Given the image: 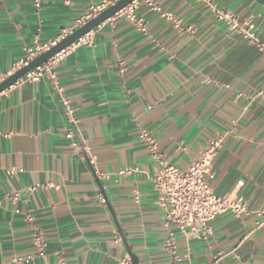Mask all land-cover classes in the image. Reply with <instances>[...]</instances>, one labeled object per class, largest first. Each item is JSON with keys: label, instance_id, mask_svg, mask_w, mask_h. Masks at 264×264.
<instances>
[{"label": "crops", "instance_id": "1", "mask_svg": "<svg viewBox=\"0 0 264 264\" xmlns=\"http://www.w3.org/2000/svg\"><path fill=\"white\" fill-rule=\"evenodd\" d=\"M153 1L180 28L138 1L134 13L145 31L123 12L92 30L54 68L61 94L47 75L0 94V264H118L126 256L132 264H264L256 214L264 207V59L205 4ZM212 1L248 19L264 42L262 5ZM87 6L0 0V82L29 50L71 30ZM234 120L207 181L216 196H243L250 213L217 216L207 240L177 235L171 255L151 181L161 164L137 131L146 128L164 163L183 170Z\"/></svg>", "mask_w": 264, "mask_h": 264}, {"label": "built area", "instance_id": "2", "mask_svg": "<svg viewBox=\"0 0 264 264\" xmlns=\"http://www.w3.org/2000/svg\"><path fill=\"white\" fill-rule=\"evenodd\" d=\"M87 1L86 13L75 21L71 30L63 33L57 40L49 44L35 46L29 50L27 59L15 71L27 65L38 55L48 51L60 40L96 17L103 10L114 5L118 0ZM138 1H143L152 11L159 13L162 18L173 21L175 27L180 28V23L173 20L169 14L163 13L153 0H134L120 12H123L130 22L135 23L140 31H145V24L142 19H137L134 13ZM195 1L205 4L217 21L223 22L232 33L242 37L249 44L255 46L264 59V42L254 32L253 26L248 19H241L232 12L219 9L212 0ZM35 5L38 7V4ZM186 30L192 32L189 27ZM88 37L89 33L79 38L72 46L87 44ZM67 49L57 53L48 62L29 72L23 79L35 81L47 75L54 82L56 91L61 94L62 91L56 83L54 68L61 63ZM62 106L64 115L71 119L73 110L71 109L69 100L62 98ZM236 124L237 120L232 121L228 130L209 140L199 150L198 156L183 170L164 163L163 155L158 150L157 141L153 135L146 128L138 129V139L147 147L149 155L161 164V167L156 171L151 181L152 187L157 194L156 206L162 212V226L166 231L164 248L169 254L173 255L175 253V238L177 235H181L188 240H207L212 235L210 223L217 216L230 213L236 217H240L250 213L243 196L239 194L216 196L207 181V178H213L214 162L219 155L225 138L229 133L234 132ZM0 136H2L1 133ZM66 137L71 138V132H67ZM183 150L185 151V149ZM90 164L93 168L95 167L93 160H90ZM125 173H128V171H125ZM95 176L100 181H106L110 178L108 174L101 173L97 170H95ZM239 184L241 185V183ZM34 190L35 187L28 188V192ZM133 195L135 202H138L140 194L137 189H134ZM13 197L16 199L17 194L13 195ZM256 214L261 219L259 225L264 224V207L257 211ZM33 242L38 251V255L43 257L46 247L43 237L37 234ZM118 264H132V261L126 256Z\"/></svg>", "mask_w": 264, "mask_h": 264}, {"label": "water", "instance_id": "3", "mask_svg": "<svg viewBox=\"0 0 264 264\" xmlns=\"http://www.w3.org/2000/svg\"><path fill=\"white\" fill-rule=\"evenodd\" d=\"M134 0H118L114 5L103 10L93 19L89 20L83 26L79 27L65 38L60 40L55 46L51 47L48 51L38 55L31 60L27 65L13 72L7 78L0 82V94L14 86L18 81L24 78L29 72L33 71L37 67L48 62L54 55L72 46L79 38L90 33L92 30L100 26L106 20L112 18L115 14L122 11ZM258 4L264 7V0H254Z\"/></svg>", "mask_w": 264, "mask_h": 264}]
</instances>
